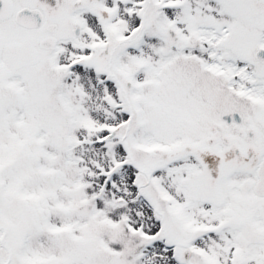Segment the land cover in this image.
Listing matches in <instances>:
<instances>
[{
    "label": "snow or ice",
    "instance_id": "obj_1",
    "mask_svg": "<svg viewBox=\"0 0 264 264\" xmlns=\"http://www.w3.org/2000/svg\"><path fill=\"white\" fill-rule=\"evenodd\" d=\"M0 264H264V0H0Z\"/></svg>",
    "mask_w": 264,
    "mask_h": 264
}]
</instances>
